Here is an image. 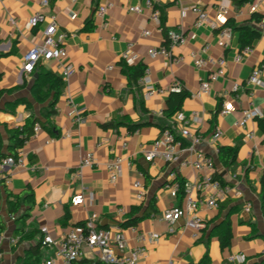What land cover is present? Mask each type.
Returning <instances> with one entry per match:
<instances>
[{
    "label": "crops",
    "instance_id": "0c3cea01",
    "mask_svg": "<svg viewBox=\"0 0 264 264\" xmlns=\"http://www.w3.org/2000/svg\"><path fill=\"white\" fill-rule=\"evenodd\" d=\"M153 1L161 14V29L152 22V9L146 6L145 0H50L47 8L41 6V0H0V53L9 54L14 50L13 54L0 59L3 74L0 82V155L13 152V132L30 116L42 118V109L48 105L38 103L32 95L36 73L25 77L22 71L24 55L41 42V32L45 29V26L33 30L27 28L36 12L57 17L61 31L69 35L64 43L68 54L66 62L76 68L75 73L64 81L56 113L51 116L53 132L41 125V131L24 147L26 166L0 171V222L4 223L0 235V264H20L26 251L42 241V227H48L53 239L58 241L93 215L97 216L98 226L106 229L121 224L133 207H148L152 201L153 213L136 227L138 232H156L161 238L156 244L146 246L147 258L139 264H199L208 251L211 264H262L264 261V132L258 119L253 120L248 128L254 131L255 137L245 140V131L237 125L251 101L262 114L260 119H264V31L252 22L254 13L264 15V5L261 11L255 12L251 3L237 5L230 0L227 22L232 20L238 26H252L262 34L254 40L252 54L239 63L235 58L246 46H242L238 32L233 31L229 46L221 48L217 43L218 30H213L210 24L201 28L195 26L197 15L191 10L193 6L203 8L211 22L221 24L217 0ZM106 2L113 3V8L103 20L97 16V9ZM135 6L142 7V13L129 10ZM185 8L188 10L184 12ZM89 20L93 22V29L86 31ZM162 23L168 33H181L185 42L171 49V57L153 59L148 55L151 48L168 45ZM145 31H149L150 36H144ZM129 45L138 57L137 63L146 65L145 74L148 73L156 89L149 98L141 83L139 87H130L122 72V55ZM194 58H204L208 63L198 67ZM221 58L227 61L225 75L210 82L208 91L199 93L202 83L208 81L216 69L210 61ZM41 64L46 71L62 77L56 62ZM259 68L262 69L263 85H250V76ZM176 81L191 97L185 101L182 111L169 120L164 111L170 87ZM236 83L241 85L238 93L233 91ZM20 99H26L30 108L26 103L14 104ZM140 100L144 102L143 110ZM226 101L231 102L235 110L221 116L218 109L221 107V110ZM75 109L83 118L81 123L76 122ZM180 116L190 120L192 131L202 138L195 149L212 159L215 178L243 193L242 199L229 198L219 209H202L200 215L204 225L200 230L186 226V218L173 228L164 221L165 211L182 207L185 202V197L179 193L174 197L166 184L174 181L171 174L176 172L177 181L180 184L183 181L185 193L190 191L198 197L196 182L208 171L199 172L182 166L184 160L192 157L187 150L181 151L173 163L161 159L148 162L144 154L153 148V143L165 131L163 128L171 127L181 137ZM123 118L144 126L134 133L125 126L102 127ZM216 129L223 133L218 142L213 141ZM184 144V147L190 145L188 141ZM224 147L238 148L235 160L228 165L220 159V150ZM88 153L96 155L98 166L85 169L82 179H78L75 172ZM117 158L122 160L123 173L112 183L106 165ZM137 182L141 183L145 193L142 201L134 187ZM28 189H31L33 209L26 221L27 232L18 235L15 234L17 224L11 218L14 215L8 207L9 199L13 201L14 198H9V194L20 195ZM81 194L85 195V203L74 206L72 200ZM90 194L93 199L89 198ZM246 204L251 205L250 212L245 211ZM121 209L124 214L119 213ZM232 210V243L229 248L222 249L219 234L212 237L210 234ZM67 213L70 219L63 222ZM138 232L125 228L130 249L140 245ZM53 254V247H44L43 262ZM235 256H244L245 261L232 262ZM81 261L100 264L90 257Z\"/></svg>",
    "mask_w": 264,
    "mask_h": 264
},
{
    "label": "built area",
    "instance_id": "2783aa9c",
    "mask_svg": "<svg viewBox=\"0 0 264 264\" xmlns=\"http://www.w3.org/2000/svg\"><path fill=\"white\" fill-rule=\"evenodd\" d=\"M62 1V0H58ZM70 2H76V0H68ZM218 12L221 19V24L211 22L209 16L203 8L199 6L191 7L193 13L197 15V21L195 26L201 28L206 24H210L213 30H218L217 43L221 48L229 46L232 37L233 30L227 26V16L229 15L231 8L230 0H217ZM145 4L148 8L152 9L151 20L161 29V14L160 11L155 9L153 0H145ZM50 5V0H41V6L47 8ZM264 5V0H255L251 3L252 10L255 12L261 11ZM113 8V3L106 2L97 9V16L100 19H105L108 11ZM129 10L134 13H142V7L135 6L130 7ZM188 10L185 8L183 11ZM12 24H15L11 20ZM41 26H45V29L41 32V42L34 45L23 57L22 71L25 77L32 76L36 71V68L41 63L56 62L58 69L62 71V77L64 81H67L76 71V68L72 64H68L67 50L64 46L68 34L61 31L55 15L47 16L43 12H36L27 23L29 30L39 29ZM257 26L264 31V19H262ZM144 36H150L149 31H145ZM185 42L183 35L176 31H170L167 35V46L153 47L149 50L148 55L155 59L157 57H171V49L182 45ZM132 45H129L128 49L122 55V61L127 65L132 66L137 63V56L132 51ZM253 48L251 46L244 47L241 52L236 56L237 62H242L244 58L251 55ZM216 65V69L209 76V80L202 83L200 92L208 91L210 88V82H216L220 77H223L226 73V63L224 58L218 59L216 62L210 61ZM194 63L198 67L205 66L208 62L204 58H194ZM262 69H255L249 78L248 83L250 85H263L261 82ZM141 85L146 90V97H151L156 89L153 87L152 81L148 73L142 77L140 81ZM241 88L239 83H236L233 87V91L238 93ZM183 86L180 82H174L171 87V92H180ZM162 92V91H161ZM72 103V100L69 99ZM235 110L231 102L226 101L220 110L221 116H227ZM76 114V122L81 123L83 118L80 117L78 110H74ZM262 114L255 107L253 101L250 102V106L244 109L241 119L237 122V125L245 131V140H251L255 137L253 130L248 128V124L261 118ZM182 123L181 137L179 138L174 130L167 129L163 131L161 137L153 143V148L146 152L145 159L148 162H153L155 159H161L166 163L176 162L179 153L181 151H190L192 157L184 160L182 166L191 167L196 171L207 170L208 173L203 175L195 185V190L199 193V196H193L190 191L185 193V202L182 207L170 208L164 213V221L167 222L172 228L183 218H186V226L191 227L194 230L202 229L204 225V218L200 215L202 209H219L223 201L234 198L242 199L243 193L236 187L225 185L217 180L214 176V163L212 159L206 154L197 151L195 146L199 144L202 138L192 131V124L190 120L184 119L180 116L179 120ZM19 127L18 129H20ZM41 125L37 123L34 127L33 135L27 137L20 136L23 145L17 150L14 156H8L0 158V171L15 167H25L27 161V154L24 147L28 144L30 138L35 136L41 131ZM223 133L220 129H216L213 135V141L218 142ZM184 141L190 143L189 146L184 147ZM122 160L117 158L107 163V170L109 173V179L112 183H115L122 175L123 170L121 166ZM98 166V161L94 153H88L81 161L75 176L78 179H82L84 170L87 168H95ZM171 178L174 180L166 184V188L171 191L172 195L176 197L181 188V184L177 181V173L173 172ZM134 187L139 191V200H144V191L140 182L135 183ZM90 199H93V194L89 195ZM85 195L81 194L76 196L72 200L74 206L82 205L85 203ZM246 212L251 211V205L246 204ZM120 214H124L123 210H119ZM15 220V216L11 217ZM134 232H138L137 227H130ZM125 228L120 224L102 229L98 226L97 216L93 215L83 225L73 227L62 239L56 241L50 234L48 227L41 228V234L43 236V244L45 246L53 247V256L46 258L44 264H75L84 258L90 257L93 260L102 262L104 264H139L143 259L147 258V245L156 244L161 235L156 232H138L137 241L139 246L130 249L127 245L125 235ZM1 235V233H0ZM1 242V237H0ZM17 241L14 240V243ZM1 256V255H0ZM232 262H244V256H235L231 259Z\"/></svg>",
    "mask_w": 264,
    "mask_h": 264
},
{
    "label": "trees",
    "instance_id": "16d2710c",
    "mask_svg": "<svg viewBox=\"0 0 264 264\" xmlns=\"http://www.w3.org/2000/svg\"><path fill=\"white\" fill-rule=\"evenodd\" d=\"M255 0H232L234 4L237 5H245L248 3H253ZM157 9V8H155ZM262 19H264V15L259 13H254L252 16V22L259 23ZM164 21V18L162 17ZM227 26L231 27L234 32H238L240 34V41L242 46H252L254 40L261 37V32L249 25L238 26L232 20L227 22ZM163 31L166 35H168V30L164 28V24L162 23ZM93 29V22L88 21L86 24V31H91ZM14 50L9 53L13 54ZM9 54L0 53V59L5 56H9ZM122 72L126 75L129 86L130 87H139L140 80L144 76L146 71V65L143 62H138L132 66L127 65L124 61L120 63ZM35 73L37 74V79H35L33 87H32V95L34 99L40 104L48 105L42 109V118L37 116H30L25 124L20 128L16 129L13 132L12 136V150L13 152L9 155H0V158L14 156L17 153V150L22 147L23 142L20 139L21 135L31 137L33 135L34 127L37 123L46 127L51 133L53 132V127L51 125L50 119L56 113L55 107L63 93V89L65 87L64 79L58 76L55 73L46 71L43 64H39L36 68ZM3 79V74L0 72V82ZM190 93L183 88L180 92H171L169 94V98L167 101V108L164 111V116L171 120L175 118L181 111L184 106L185 101L190 98ZM26 103L27 107L30 108V103L26 99H20L16 101L14 104ZM144 102L140 100V107L143 110ZM221 108V107H220ZM220 108L218 112H220ZM258 124L260 129L264 132V119H259ZM125 126L130 133H134L138 129H141L144 124L143 123H130L128 119H118L112 121L110 123L104 124L102 127L104 129H115ZM52 127V128H51ZM173 128H163V130ZM238 152V148H230L224 147L220 150V159L224 165H228L230 162L234 161ZM217 178V177H216ZM183 182V181H182ZM181 182V188L179 190V194L182 198L185 197V191L183 187V183ZM31 189L24 191L20 195L9 194V198L13 197L14 200L8 201L9 211L12 215L16 216L15 222L17 224V228L15 230V234L24 235L27 232L26 221L30 218L32 209H33V201H31ZM262 199H263V208H264V177L262 178ZM24 207V210H22ZM154 211V201H152L148 207L135 206L132 211L127 215L126 219L121 222V226L124 228L136 227L138 224L150 216ZM233 210L229 214V216L223 220L219 225L213 228L210 236H215L219 234L220 245L222 249L229 248L232 243L233 233H232V225H231V215ZM70 219V215L67 213L63 222H66ZM83 225V224H81ZM4 228V223L0 222V233ZM46 247L43 244V236L42 241L37 243L35 246H31L25 253L20 264H44L42 249ZM77 263V262H76ZM75 263V264H76ZM80 264H86V261H80ZM100 264H104L102 262H98ZM199 264H211V258L209 256V251L206 253L205 257ZM264 264V261L262 262Z\"/></svg>",
    "mask_w": 264,
    "mask_h": 264
},
{
    "label": "water",
    "instance_id": "95a60500",
    "mask_svg": "<svg viewBox=\"0 0 264 264\" xmlns=\"http://www.w3.org/2000/svg\"><path fill=\"white\" fill-rule=\"evenodd\" d=\"M37 77H38L37 74H35V75H34V78L37 79Z\"/></svg>",
    "mask_w": 264,
    "mask_h": 264
}]
</instances>
